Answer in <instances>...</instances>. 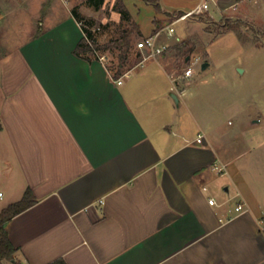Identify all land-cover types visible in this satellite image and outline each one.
I'll use <instances>...</instances> for the list:
<instances>
[{
  "label": "crops",
  "instance_id": "1",
  "mask_svg": "<svg viewBox=\"0 0 264 264\" xmlns=\"http://www.w3.org/2000/svg\"><path fill=\"white\" fill-rule=\"evenodd\" d=\"M64 1L36 0L25 29L26 0L0 2V212L27 188L37 199L7 223L18 251L0 264H264V164L243 158V127L222 119L247 106H227L228 84L204 79L211 62L194 37L209 40L210 25L187 19L182 35L163 31L164 53L114 78L106 60L76 53L84 31ZM202 1L159 0L166 21L154 15L148 31L128 7L136 37ZM211 13L258 20L264 0H211ZM195 56L201 67L185 76ZM238 201L246 210L236 213Z\"/></svg>",
  "mask_w": 264,
  "mask_h": 264
},
{
  "label": "rangeland",
  "instance_id": "2",
  "mask_svg": "<svg viewBox=\"0 0 264 264\" xmlns=\"http://www.w3.org/2000/svg\"><path fill=\"white\" fill-rule=\"evenodd\" d=\"M5 1L7 4L11 3V0H0L3 3ZM71 1L72 7H76L77 12L82 16L80 24H85L91 29L96 40L101 44L118 37L121 26L130 24L129 20H126L120 12L114 10V4L117 0H106L99 9L88 4L87 0ZM60 3L61 1L58 3L56 12L62 14L65 9L60 6L62 4ZM63 4L62 6H64ZM244 6L249 8V12L255 11L256 8L254 6H257V3L250 2L249 4H244ZM128 7L147 31L150 29L154 15L159 16L161 19L163 18V22L166 21V18L157 11L156 7L147 5L144 2L129 1ZM36 8V0H26V5H23L19 10L26 17L25 22H23V29H25L24 26L29 28L27 26H30L31 18L36 14ZM46 10L48 11V9ZM262 17L258 20L241 19L240 16L221 19L214 17L209 21L204 17L197 18L195 19L196 21H203L210 25L212 37L209 36V40L194 37V45L197 49L196 51H198L196 55L205 58L201 55L202 53H199L205 49L211 62L204 79L207 78L209 82L224 81L228 84L229 89H225L227 106L234 105V108L241 104L245 107L247 106L244 115L236 116L230 112L226 113L222 119L228 127L230 126L228 125V120H231L233 122V125L230 126L232 129H237L239 126L243 127L244 136L247 138L246 153L243 158L250 162L254 158H258L261 167L264 164V13ZM173 20L174 17L172 16L169 19V23ZM227 20L230 24H239L240 36L232 30L222 33L220 24ZM214 22H217L218 25ZM202 24V22H197L195 25L199 26ZM174 26L177 28V34L182 35L185 31L186 20L179 21ZM16 30L18 32V28ZM199 31L202 33L201 29ZM7 32L9 33V39L13 40L15 37L13 36V31L10 29ZM140 39V37H136V41ZM98 54L100 57H104L103 59L106 60L108 65H111L113 59L117 61L109 51H98ZM198 56H195V58H198V62L195 61L196 59H194L196 63L189 61L190 63L183 64L179 71L184 73L188 66L193 65L198 72L203 60ZM135 60L134 53L131 56V61ZM251 116L254 118L251 119ZM254 119H258L259 122H254ZM259 172L258 187L260 196H262L264 194V167ZM0 189H3L2 186H0ZM4 261L6 262V260Z\"/></svg>",
  "mask_w": 264,
  "mask_h": 264
},
{
  "label": "trees",
  "instance_id": "3",
  "mask_svg": "<svg viewBox=\"0 0 264 264\" xmlns=\"http://www.w3.org/2000/svg\"><path fill=\"white\" fill-rule=\"evenodd\" d=\"M106 0H87V3L99 9L105 3ZM156 7H159V0H145ZM114 10L120 12L126 20H129L130 24L121 26L120 35L116 38L109 40L108 42L99 43L93 31L89 29L85 24L82 25L84 31V37L77 45L76 53L80 56L92 60L93 58H99L98 51H109L114 59L111 61V65H107L108 70L114 78H118L142 59V53L135 50L136 36L140 32L139 24L133 21L131 12L125 4V0H117L114 4ZM75 18L81 23L82 16L77 12V8L72 10ZM216 25L217 22H214ZM222 26V33L227 31H235L238 36L241 32L239 30V24H230L227 20L220 24ZM136 60L131 61V56L134 55ZM133 62V63H132ZM2 127L0 123V128ZM37 199L31 188H27L22 198L15 201L0 212V262L3 260H14L15 254L18 251V247L12 242L8 230L7 223L16 215L28 209L36 203ZM49 264H67L63 258L56 259Z\"/></svg>",
  "mask_w": 264,
  "mask_h": 264
},
{
  "label": "built area",
  "instance_id": "4",
  "mask_svg": "<svg viewBox=\"0 0 264 264\" xmlns=\"http://www.w3.org/2000/svg\"><path fill=\"white\" fill-rule=\"evenodd\" d=\"M173 17L174 20L168 23L165 27L158 29L154 34L137 41L136 47L141 51L144 59L150 57H156L157 55H160L165 52V50L168 48V45L165 43H160L159 37L163 31H166L170 35L174 34L176 30L174 26L175 23L187 19H197V18L199 19L204 17L209 21L211 18H214V15L211 13V0H203L200 4L196 5L194 8L190 10L174 13ZM100 58L103 59L104 57H100ZM195 61L198 62V59H196ZM193 72H194L193 65H190L185 69L184 75L190 76ZM176 85L177 84H174V88L176 87ZM203 138L204 135L199 134L197 137V141L202 142ZM213 167L217 172H219L222 175L226 173V164H224L223 162H218L214 164ZM2 194L3 193L0 192V196H2ZM209 202L211 204H215L216 200L215 198H210ZM234 210L236 213L246 210V203L243 201L236 202L234 206ZM263 223L264 220H260V224Z\"/></svg>",
  "mask_w": 264,
  "mask_h": 264
},
{
  "label": "water",
  "instance_id": "5",
  "mask_svg": "<svg viewBox=\"0 0 264 264\" xmlns=\"http://www.w3.org/2000/svg\"><path fill=\"white\" fill-rule=\"evenodd\" d=\"M207 64H208V63H204V64L202 65V68H204V69H205V68H206V66H207ZM173 98H174V100H175L176 102H178V100H179V99H178V96H177V94H175V93H174V94H173Z\"/></svg>",
  "mask_w": 264,
  "mask_h": 264
}]
</instances>
